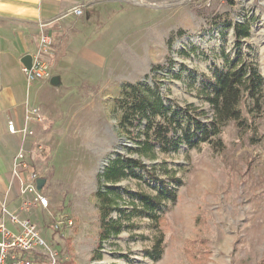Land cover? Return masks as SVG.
I'll return each mask as SVG.
<instances>
[{
	"label": "rangeland",
	"instance_id": "rangeland-1",
	"mask_svg": "<svg viewBox=\"0 0 264 264\" xmlns=\"http://www.w3.org/2000/svg\"><path fill=\"white\" fill-rule=\"evenodd\" d=\"M79 20L85 33L74 28L69 46L60 49L70 48L72 77L56 89L25 146L49 198V207L30 217L58 264H264V107L247 116L248 128L229 123L223 151L184 144L167 153L156 147L149 157L130 150L135 145L120 131L115 110L124 84L144 82L168 106L192 105L193 117L210 123L213 112L200 93L204 77L213 81L217 71L244 63L264 78V0H124L100 20ZM246 22L250 37L238 45L234 27ZM50 68L55 73L51 62ZM119 156L141 160L175 189L177 201L155 223L133 213L132 202L140 192L156 194L162 183L147 175L120 181L114 186L123 193L122 230L103 240L97 193L103 170ZM111 217L120 218L117 211ZM66 218L73 224L55 233L54 220ZM160 238L163 255L152 262L146 252ZM36 261L50 264L45 257Z\"/></svg>",
	"mask_w": 264,
	"mask_h": 264
},
{
	"label": "trees",
	"instance_id": "trees-1",
	"mask_svg": "<svg viewBox=\"0 0 264 264\" xmlns=\"http://www.w3.org/2000/svg\"><path fill=\"white\" fill-rule=\"evenodd\" d=\"M250 31L248 22L236 24V43L240 45L244 39L250 37ZM203 85L200 93L213 112L210 123L200 122L193 117L192 105L179 110L168 106L158 89L147 83L124 84L121 97L115 100V110L121 112L120 131L135 145L130 150L147 157L155 153L156 147L167 153L179 150L184 144L188 149L208 146L213 150L223 151L225 144L221 135L230 122L245 129L251 126L248 115L263 112L264 78L250 65L241 63L227 71L219 70L213 81L204 77ZM138 171L142 174H138ZM138 175L151 176L160 181L141 160L130 157L119 156L111 160L103 170L101 179L104 180V187L97 193L103 240L121 232V219L126 215V211L119 208L123 193L114 185L130 176ZM160 182L162 184L156 188V194L140 192L134 196L133 199L138 202H132V212L138 217L160 223L168 204L176 203L175 189ZM109 184L112 186H108ZM116 211L120 218L115 221L111 216ZM54 221L58 222L56 219ZM64 228L67 226L63 225L54 232H60ZM146 255L152 262L159 261L163 255V238Z\"/></svg>",
	"mask_w": 264,
	"mask_h": 264
},
{
	"label": "crops",
	"instance_id": "crops-1",
	"mask_svg": "<svg viewBox=\"0 0 264 264\" xmlns=\"http://www.w3.org/2000/svg\"><path fill=\"white\" fill-rule=\"evenodd\" d=\"M122 1L0 0V202L7 194L11 210H17L20 205L19 185L15 182L11 186L13 159L18 149L28 145L31 139L22 142L18 135L10 133L9 123L24 126L26 110L29 108L39 109L43 117L49 113L53 106L52 100L58 97L56 89L66 86V80L72 77L66 64L70 48L64 54L60 53V49L65 44L69 46L68 39L74 28H83L79 18L85 17L88 23L91 16L100 20L107 10L115 12ZM104 3L109 4L107 9L100 8ZM80 5L85 8L84 16L69 14V11ZM76 20L79 22L75 23ZM42 26L54 37L49 61L55 72L52 77H60L61 84L58 87L52 86L51 80L29 83L22 64L26 55L35 54ZM112 28L113 37H116L120 27L114 24ZM41 123L32 121L29 127L35 132Z\"/></svg>",
	"mask_w": 264,
	"mask_h": 264
},
{
	"label": "built area",
	"instance_id": "built-area-1",
	"mask_svg": "<svg viewBox=\"0 0 264 264\" xmlns=\"http://www.w3.org/2000/svg\"><path fill=\"white\" fill-rule=\"evenodd\" d=\"M190 1V0H184ZM215 0H208L209 4ZM84 6L80 5L69 11L78 17L84 16ZM42 26L37 50L32 55L33 63L30 70L25 68L29 83L49 81L52 78L49 54L54 46L52 35ZM43 114L37 108L26 110L25 124L22 127L9 123L11 134L18 135L25 142L33 138L34 130L29 125L32 121L42 122ZM30 155L22 145L14 159L11 173V186L19 185L20 207L11 210L7 194L0 202V264H37L36 260L45 257L50 264H58V253L53 251L43 235L40 225L31 217V211L49 207V198L38 189V182L43 179L31 166ZM72 220L65 219L55 222L53 227H70Z\"/></svg>",
	"mask_w": 264,
	"mask_h": 264
},
{
	"label": "water",
	"instance_id": "water-1",
	"mask_svg": "<svg viewBox=\"0 0 264 264\" xmlns=\"http://www.w3.org/2000/svg\"><path fill=\"white\" fill-rule=\"evenodd\" d=\"M32 63H33V59L31 55H26L23 59H22V64L24 65V67L28 70H30L32 68ZM51 85L54 87H58L61 84L60 81V77L59 76H54L51 78ZM46 180L44 179H40L38 182V189L42 190L43 187L45 186Z\"/></svg>",
	"mask_w": 264,
	"mask_h": 264
}]
</instances>
